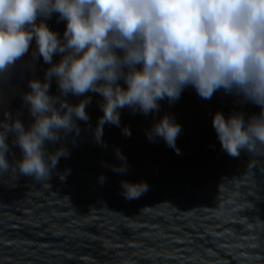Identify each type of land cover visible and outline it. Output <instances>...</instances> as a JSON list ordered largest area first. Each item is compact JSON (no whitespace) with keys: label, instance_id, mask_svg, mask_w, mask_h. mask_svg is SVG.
Wrapping results in <instances>:
<instances>
[{"label":"water","instance_id":"obj_1","mask_svg":"<svg viewBox=\"0 0 264 264\" xmlns=\"http://www.w3.org/2000/svg\"><path fill=\"white\" fill-rule=\"evenodd\" d=\"M46 23L63 37L66 22L54 14ZM34 52L33 40L28 54L0 74V121L9 112L25 129L33 121L22 100L28 82L43 81L50 67ZM50 95H60L55 78ZM85 96L90 119L77 121L79 134L46 142L49 152H68L50 179L37 182L11 167L0 175V264H264V154L242 149L229 156L212 126L218 111L247 120L259 115L257 105L223 90L205 100L189 86L171 104L160 101L158 113L121 109L120 126L106 124L100 144L94 130L102 98ZM84 98L61 97L71 104ZM164 114L181 126L179 154L163 139H149ZM14 139L8 133L10 165L22 158ZM117 150L126 157L121 173L112 170L121 164ZM122 181L146 182L148 191L128 200Z\"/></svg>","mask_w":264,"mask_h":264},{"label":"clouds","instance_id":"obj_2","mask_svg":"<svg viewBox=\"0 0 264 264\" xmlns=\"http://www.w3.org/2000/svg\"><path fill=\"white\" fill-rule=\"evenodd\" d=\"M54 14L66 22L63 37L46 23ZM33 40L34 58L50 67L43 81L29 80L22 97L33 117L29 127L9 112L0 121V175L11 167L37 182L50 179L68 152H49L46 142L79 134L77 121L90 119L89 92L102 98L94 130L100 144L106 124L120 126L121 109L158 113L160 101L171 104L189 86L205 100L220 90L235 94L260 113L245 120L241 113L226 118L216 112L212 126L221 147L232 157L242 149L264 154V0H0V74L28 54ZM53 78L59 96L50 95ZM69 94L85 98L77 104L61 99ZM123 132L131 135L126 127ZM180 132L174 117L164 114L148 135L179 154ZM8 133L22 153L14 165L6 159ZM117 158L121 164L112 170L121 173L126 157L117 150ZM121 183L128 200L148 191L143 181Z\"/></svg>","mask_w":264,"mask_h":264}]
</instances>
